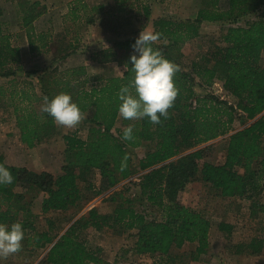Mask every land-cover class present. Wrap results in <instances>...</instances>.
<instances>
[{
  "label": "trees",
  "instance_id": "16d2710c",
  "mask_svg": "<svg viewBox=\"0 0 264 264\" xmlns=\"http://www.w3.org/2000/svg\"><path fill=\"white\" fill-rule=\"evenodd\" d=\"M113 1L116 10L128 14L132 3L140 2ZM203 4L195 19L176 20L162 16L153 22V32L160 33V39L153 47L179 68L174 77L177 97L168 109L167 118L162 117L160 124H152L147 118H122L123 127L116 128L120 118L118 95L121 87L131 79L130 69L122 76L111 78L87 77L83 68L27 72L20 49L14 46L9 34L0 30V78L33 77L38 74L40 78V93L31 82H26L28 87L25 90L17 91L20 83L15 79L11 81V89L0 87L1 99L10 96V100L14 101L17 94L16 100L26 103L22 107L13 104L23 144L36 148L55 133L53 119L37 109L45 96L52 99L61 92L70 94L81 112L91 115L86 140L77 133L63 137L68 159L58 176L10 166L0 155V163L14 177L12 184L0 186V223H21L26 251L36 253L47 250L43 264H112L102 258L101 249L92 250L82 240L81 232L90 228L96 231L108 228L119 233L135 232L133 237L136 240L131 252L155 259L157 264H188L189 258L199 260L210 246L212 224L203 213L184 205L179 199L180 193L194 181L211 185L223 199L250 201L252 214L257 210L264 211L261 203L264 193V0H232L229 9L223 7L222 0H203ZM68 8L67 18L73 23L90 25L95 22L92 17L94 8H89L84 0L72 1ZM257 9H260V14L256 20L246 26L235 25L240 17ZM47 12L46 5L34 2L28 4L21 20L34 56L48 52L52 41L51 35L38 33L35 27V23ZM144 12L149 17L148 7L144 8ZM231 19L222 45L217 46L211 55L201 56L192 70H187L180 61L183 56L179 53L181 47L200 36L203 23H224ZM144 25H148V21H144ZM136 39L117 41L102 52V58L96 55L97 58L93 59L99 63L116 62L124 67L127 64L131 68L129 59L134 54L131 45ZM120 50L124 53L118 55ZM216 84L221 85L234 103L207 91L197 95L196 86L205 90ZM237 122L252 123L230 136L222 165L200 164L199 161L204 158L201 149L171 161L185 151L228 135ZM129 125L133 127L134 138L124 141L121 138L123 130ZM144 143L153 144L154 148L134 164L131 150L144 146ZM238 168L244 173H240ZM93 171L101 177L98 194L131 179L138 171L145 172L142 180L133 183V186L140 189L150 207L159 210L162 220H149L139 213L134 206L135 200L127 197V193L132 191L129 188L112 198L117 207L110 214L91 210L88 216L75 221L65 232L59 230L54 218L47 217L46 230L39 231L35 226L37 217L32 211L33 201L25 202L24 194L17 193L16 189L29 187L43 193V215L66 212L77 207L82 199L79 180ZM93 186L91 184L89 188L93 189ZM231 228V225L221 223L219 229L231 233ZM186 244H196V250L188 255L174 253L175 249H181ZM238 250L260 256L264 251V239L255 237L249 243L238 245Z\"/></svg>",
  "mask_w": 264,
  "mask_h": 264
},
{
  "label": "rangeland",
  "instance_id": "374dc122",
  "mask_svg": "<svg viewBox=\"0 0 264 264\" xmlns=\"http://www.w3.org/2000/svg\"><path fill=\"white\" fill-rule=\"evenodd\" d=\"M15 1L16 5L11 6L10 0H0V11L2 12L0 16V30L2 33L9 34L12 42L19 45L22 43L20 35H18L23 30L21 20L26 14L28 4L40 2L42 5H45L46 3H44V0ZM84 1L89 5V8H94L92 17H94L95 22L90 25L83 22L73 23L70 18H67L68 5L71 2L66 5L63 1L61 5L56 4L52 6V2L46 1V6L50 7V10L35 23V27L36 32L51 35L52 41L49 47L51 53H49V56L51 57L53 53L55 59H53L50 65L38 71H53L57 69L60 72L73 68H83V73L87 77L111 78L112 76H122L125 72L123 65L116 62L99 63L93 57L98 55L97 57L102 58V52L113 46L117 41L138 38L139 33L144 28L153 31V22L162 16H170L176 20L195 19L200 9L204 6L203 0H140L139 3H132L131 12L128 14L122 13L121 10H116L113 0ZM231 1L222 0L223 7L229 9ZM146 7L150 11L149 17L144 12V8ZM235 14H238V12ZM259 14L260 9L252 10L245 16L240 17L235 25L246 26L248 23L256 20ZM232 19L224 23H203L200 36L181 47L179 53L183 54V56L180 61L187 67V70H192L193 64L200 60L201 56L206 54L211 55L216 51L217 46L222 45L224 32L231 25ZM144 21H148V25H144ZM121 53H124L123 50H120L118 55ZM174 56L176 57L177 55L174 53ZM45 61L47 62V60ZM25 71L28 72L26 69ZM38 76L39 74L33 77L20 75L12 79L0 78V87L5 86L11 89V81L15 79L20 83L16 87L17 91L25 90L28 87L27 83L31 82L39 92L40 78L38 79ZM195 89L198 93L197 95H202L207 91L229 102H233V99L224 92L220 84H216L212 88L205 90L198 86ZM16 98H18L17 94L13 99L14 101L10 100V96H7L5 99H1L0 97V115H2L0 117L4 119L3 129L1 130L3 140L0 141V147L2 148L8 145L3 133H9L8 136L14 135L12 132L14 126L10 125V121H7L13 120L16 123L13 104L17 103L18 107L26 106V103L19 102ZM37 109L42 110V104ZM84 116L85 119L73 128H64L56 125L55 133L43 141L49 147L50 158L48 162L50 165L48 166H50L51 170H58L60 166L62 167L64 165L63 160L64 163L67 162L68 153L66 152V143L63 140L64 134L71 135L77 133L84 140L88 138L91 115L90 113H85ZM251 123L241 124L237 122L234 124L233 131L228 135L201 145L198 148L185 151L171 161H177L185 155L201 149L204 151V158L199 161L200 164L208 162L222 165L226 158L230 136L249 126ZM16 127L15 129H17ZM122 127L123 119L120 117L116 128L120 129ZM18 132L20 133V131ZM153 148V144L144 143V146L132 149L131 153L134 158V164L138 163ZM7 158L10 159L7 163L11 162L23 166L27 165L28 155L26 152L22 153L21 150L14 149L8 153ZM36 159V163L38 161L40 165L43 164L42 153L38 156L36 155ZM238 171L242 174L244 173L243 169L238 168ZM144 173L138 171L131 179L122 181L116 187L104 191L102 194H98V189L101 186L100 175L96 171L88 173L84 179L79 180L82 199L79 201L77 207H72L66 212L53 213L47 216L41 212V203L44 198L43 193L29 187L27 189L18 187L16 191L19 194H24L25 202L33 201L32 211L37 217L35 226L41 232L47 228V217L54 218L59 230L65 232L75 221L88 216L91 210H97L101 214H110L117 207V202H113L112 198L117 197L118 193L129 188L132 191L129 194L127 193V197L135 200L134 206L136 210L146 215L149 220L160 221L162 219L159 210L150 207L146 199L141 195L140 189L133 186V183H138L142 180ZM91 184L94 185L93 189L89 188ZM179 199L184 205L203 213L212 224L210 228V246L207 253L196 261L189 258L188 264H264V251L260 256H249L245 250L240 252L238 250V245L249 243L255 237L264 239V211L257 210L258 212L256 211V213L252 214L250 201L244 199H223L219 195V192L211 185L205 184L202 181L190 183L180 193ZM261 203L264 205V193L261 196ZM221 223L231 225V233L219 229ZM134 233L133 231L119 233L108 228L96 231L94 228H90L81 232V238L90 249H101L102 258L112 264H157L155 259L138 256L131 252L136 240L133 237ZM196 247V244H186L181 249H175L174 253L188 255L194 252ZM46 254L47 250H41L36 253L26 251L23 244L22 250L15 255L9 256L4 261V264H43Z\"/></svg>",
  "mask_w": 264,
  "mask_h": 264
},
{
  "label": "clouds",
  "instance_id": "9594fccd",
  "mask_svg": "<svg viewBox=\"0 0 264 264\" xmlns=\"http://www.w3.org/2000/svg\"><path fill=\"white\" fill-rule=\"evenodd\" d=\"M159 39L160 33L144 28L131 45L134 54L130 56L129 63L132 66L129 68L125 64L124 70L127 72L130 69L132 76L128 84L121 87L118 95V115L125 120L147 118L152 124H160L162 117L167 118L168 109L177 97L174 77L179 68L153 47ZM42 111L56 125L64 128H73L85 119L78 104L70 94L64 92L52 99L43 97ZM121 138L124 141L133 140L131 125L123 130ZM13 180L10 170L0 163V186L10 185ZM23 239L24 228L21 223H0V264L22 250Z\"/></svg>",
  "mask_w": 264,
  "mask_h": 264
},
{
  "label": "crops",
  "instance_id": "0c3cea01",
  "mask_svg": "<svg viewBox=\"0 0 264 264\" xmlns=\"http://www.w3.org/2000/svg\"><path fill=\"white\" fill-rule=\"evenodd\" d=\"M6 1H9V0H6ZM52 2V6L53 5H61V3L64 1V3H69L71 2L72 0H44V3L47 4V2ZM10 4L11 6L13 5H16V1L13 0L11 1L10 0ZM45 4V5H46ZM65 6V5H64ZM47 9H48V12L50 10V7L47 6ZM24 30V29H23ZM22 31H20V38H21V41L22 43L21 44H15L13 42V44L15 46H17L19 49H20V52H21V57H22V61L24 63V66H25V69L28 70V71H34V70H41V69H44L46 66L50 65L51 62L53 61V59H55V56L53 55L52 53V56L50 57L49 56V53H51V51L48 49V52H46L45 54H42V55H39V56H34L31 54V51H30V46H29V43H28V39H27V36H26V33H24ZM52 46V44H51ZM50 57V58H49ZM47 60V62L45 61ZM45 63V64H44ZM31 70H30V69ZM113 77V76H112ZM109 78V77H107ZM1 111V110H0ZM2 116V115H0ZM7 121H10V125L14 126V129H12V132L14 135H9V133L5 132L3 133L4 134V137H5V140L8 142V145H6L5 147H0V154L3 155L5 157V161H6V164L10 165V166H13V167H18V168H27L28 170L30 171H33V172H37V173H41V172H49L51 174H53L54 176H58L59 174H61V170H62V167L60 166V168L58 170H51L50 166V163L48 162L49 161V158H50V155H49V152H48V148L47 147V143L45 142H42L41 144H39L36 148H29L28 146L26 147V144H23L20 140V133L18 132V128L16 127V123L15 121H11V120H7ZM3 123H4V119L3 117H0V141L3 140L2 138V129H3ZM6 125V124H5ZM15 127L17 129H15ZM10 132V133H12ZM67 135V134H64L63 137ZM64 140V139H63ZM14 149H18V150H21V152H26L27 155H28V160H27V165H23V166H20V165H17L15 163H11V162H8V153H10L11 150H14ZM28 150V151H26ZM40 153H42V161H43V164L40 165V163H36L35 160L36 159V155H40ZM29 162V163H28ZM48 163V164H46ZM63 164L64 163V160H63ZM40 168H39V166ZM249 255V254H248ZM251 256V255H249Z\"/></svg>",
  "mask_w": 264,
  "mask_h": 264
}]
</instances>
